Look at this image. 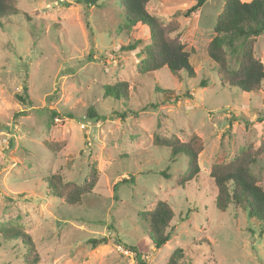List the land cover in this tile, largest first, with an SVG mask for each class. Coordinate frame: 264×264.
<instances>
[{
  "label": "rangeland",
  "instance_id": "obj_1",
  "mask_svg": "<svg viewBox=\"0 0 264 264\" xmlns=\"http://www.w3.org/2000/svg\"><path fill=\"white\" fill-rule=\"evenodd\" d=\"M194 3L146 5L178 25L193 77L165 66L142 72L139 48L120 46L148 42V29L124 27L113 0H16L28 20L20 12L0 24V231L29 234L36 264H137L123 243L137 246L145 264H166L178 247L189 259L182 264H264L263 226L238 206L219 210L209 177L214 163L264 141V85L242 92L220 83L206 46L224 0H206L185 15ZM254 55L264 64V31ZM119 81L126 97L106 96L105 86ZM23 87L28 104L18 98ZM89 108L106 118L87 119ZM156 135L201 140L200 172L185 186L179 180L187 157L155 145ZM253 155L250 168L264 188V151ZM93 172L94 187L68 203L64 192L89 183ZM130 176L134 182L114 191L118 179ZM158 201L169 203L174 216L170 239L156 248L148 212ZM102 237L95 247L87 242ZM23 254L19 240L0 234V264H25Z\"/></svg>",
  "mask_w": 264,
  "mask_h": 264
},
{
  "label": "trees",
  "instance_id": "obj_2",
  "mask_svg": "<svg viewBox=\"0 0 264 264\" xmlns=\"http://www.w3.org/2000/svg\"><path fill=\"white\" fill-rule=\"evenodd\" d=\"M97 0H82L86 5L95 4ZM118 3L123 13V26L128 30L146 26L148 29V42L140 45V39L127 42L120 48L124 51L136 52L140 62H143L142 72H151L162 67H167L172 73L183 71L186 76L193 77L195 71L189 61V51L178 36L176 23H164L157 16L151 15L147 10L149 0H113ZM206 0H195V3L185 10V15L197 11ZM22 12L28 20L27 13L21 11L16 0H0V24L9 17ZM264 31V0H224L222 10L217 14L213 25V37L206 46L207 56L215 63L218 80L228 88H235L242 92H254L264 85V64L254 55V43L256 37ZM234 58L236 67L229 65L227 55ZM202 86L205 82L201 83ZM127 87L124 81H119L105 86L106 96L125 98ZM160 90V89H157ZM24 96L18 98L24 104H28L26 88L23 87ZM171 92V90H168ZM168 92V93H169ZM167 98V96H164ZM157 105L152 104L151 107ZM86 118L93 121L104 120L106 115L98 114L93 108L86 112ZM155 145L169 148L172 156L182 154L187 157L186 169L180 177L179 184L191 181L200 172L198 154L202 150L199 137L192 135L187 141H181L176 136L153 137ZM264 151V141L260 147L243 149L239 155L226 162L214 163L209 172L215 187V206L219 210H225L230 205L238 206L244 210L249 218L257 220L264 228V188L257 183V178L251 171V164L255 162V156ZM166 177L169 174L161 170ZM96 176L92 173L89 183L74 185L68 192H64L68 203L79 202L81 196L90 191L95 184ZM134 178L121 177L114 185V191L122 183H132ZM59 193V191H56ZM62 194V190H60ZM174 216L171 205L165 201H158L155 207L148 212L149 239L157 248L170 239L169 225ZM0 234L6 239L19 240L24 247L25 264H36L39 260L34 242L29 234L20 230L4 229ZM120 242L119 240H117ZM87 242L95 247L105 242V238H89ZM132 251L137 264H145L141 258L137 246L124 244ZM264 248V240H263ZM182 247L175 248L170 254L166 264H182L187 261Z\"/></svg>",
  "mask_w": 264,
  "mask_h": 264
},
{
  "label": "built area",
  "instance_id": "obj_3",
  "mask_svg": "<svg viewBox=\"0 0 264 264\" xmlns=\"http://www.w3.org/2000/svg\"><path fill=\"white\" fill-rule=\"evenodd\" d=\"M125 252L127 253V252H128V250H126V249H125ZM129 252H130V253H132V251H130V250H129Z\"/></svg>",
  "mask_w": 264,
  "mask_h": 264
}]
</instances>
